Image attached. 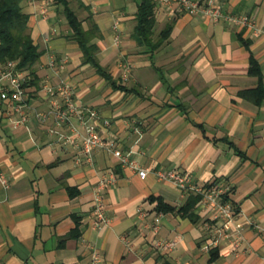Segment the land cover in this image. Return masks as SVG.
I'll return each mask as SVG.
<instances>
[{"label": "crops", "instance_id": "obj_1", "mask_svg": "<svg viewBox=\"0 0 264 264\" xmlns=\"http://www.w3.org/2000/svg\"><path fill=\"white\" fill-rule=\"evenodd\" d=\"M68 1L80 19L87 11L79 2L90 8L102 34L98 61L126 91L113 89L82 62L58 5L22 0L31 36L43 51L39 86H29L28 104L46 110L43 84L67 77L76 100L97 111L100 135L148 172L140 178L102 148L92 164L83 158L76 163L75 151L53 143L33 116L14 126L11 120L21 114L2 103L0 171L9 185L0 184V264H89L94 248L102 264H264V102L241 94L257 86L248 73L250 53L264 82V0H214L241 23L158 5L157 27L171 21L173 28L152 54L140 52L130 36L132 0ZM50 54L67 57L58 74L47 66ZM122 62L129 66L125 80ZM170 169L198 184L229 185L238 210L227 235L217 232L206 249L221 222L199 200L193 219L177 212L189 194L154 174ZM107 171L115 175L102 192L108 223L94 226V190ZM155 197L176 210L157 211ZM166 241L175 243L157 244Z\"/></svg>", "mask_w": 264, "mask_h": 264}, {"label": "built area", "instance_id": "obj_2", "mask_svg": "<svg viewBox=\"0 0 264 264\" xmlns=\"http://www.w3.org/2000/svg\"><path fill=\"white\" fill-rule=\"evenodd\" d=\"M157 5L175 7V10L177 9L189 14L199 13L215 21L221 19L236 23L245 21L241 17L223 12L220 5L216 4L214 0H157ZM113 27L116 30L117 24H114ZM118 39V33H116L114 40L118 41ZM66 62V56L57 59L53 54H50L47 66L52 72L58 74L65 69ZM120 65L122 67L121 76L125 80L129 74V66L125 62H122ZM29 80L28 70L18 67L16 60H0V105L7 103L14 111L21 114V119L11 120L14 126L23 122L28 116H33L39 123L44 125V131L47 136L52 138L53 143L58 144L62 149H73L75 151L76 163L81 162L83 158L87 164H92L94 151L97 148H102L115 156L122 167L136 170L142 179L146 176L147 169L139 167L131 159L129 152L121 151L112 140H107L100 135L98 131L99 115L97 111L91 107L82 105L76 100L74 85L70 79L60 77L54 83L45 81L42 90L49 104L46 110H38L29 106ZM104 123L108 124L107 121H104ZM154 174L158 179L171 182L181 192L199 194L201 204L211 208L214 212V219L221 222L220 226L222 229L215 231L211 240L203 245L204 249L216 242L219 234L217 232L220 231L222 236L227 235L230 223L238 210L228 196V184L217 182L198 184L192 181L186 173L176 169L167 171L156 170ZM114 179V173L107 171L101 175L95 186L91 213L92 224L94 226H102L108 223L102 192ZM0 184L3 187L9 185L8 176L1 171ZM152 228L157 230V221L153 223ZM174 243V241H166L163 243L158 242L157 244L162 247H171ZM102 262V255L97 249H92L89 264H102Z\"/></svg>", "mask_w": 264, "mask_h": 264}, {"label": "trees", "instance_id": "obj_3", "mask_svg": "<svg viewBox=\"0 0 264 264\" xmlns=\"http://www.w3.org/2000/svg\"><path fill=\"white\" fill-rule=\"evenodd\" d=\"M50 1L60 7L70 29L69 38L77 44L82 62L94 67L95 72L105 78L113 89L126 91L125 86L117 83V80L113 79L98 61L99 46L97 40L101 38L102 34L92 17L90 8L81 1L79 2V8L87 11L85 18L80 19L68 0ZM132 1L135 3V10L130 36L140 52L152 54L168 40L173 23L169 21L163 26L157 27V0ZM21 2L22 0H0V60H16L18 67L28 70L30 76L28 86L38 88L40 77L37 74L36 66L43 51L31 36L28 23L29 14L23 10ZM242 42L245 47H248V41L243 40ZM248 73L256 76L257 86L253 90L242 91L241 94L251 102L261 104L264 102V82H262L260 65L251 53ZM67 189L70 191L72 188L67 187ZM155 199L157 200L155 208L157 211L173 212L176 210L175 206L164 202L161 198L155 197ZM198 200H200L199 194L189 193L186 202L178 208L177 212L181 216L193 219Z\"/></svg>", "mask_w": 264, "mask_h": 264}, {"label": "rangeland", "instance_id": "obj_4", "mask_svg": "<svg viewBox=\"0 0 264 264\" xmlns=\"http://www.w3.org/2000/svg\"><path fill=\"white\" fill-rule=\"evenodd\" d=\"M73 8L75 9V7L73 6ZM76 10V9H75Z\"/></svg>", "mask_w": 264, "mask_h": 264}]
</instances>
